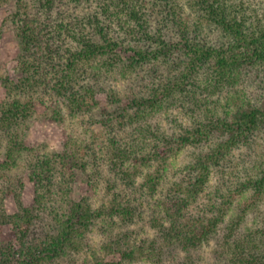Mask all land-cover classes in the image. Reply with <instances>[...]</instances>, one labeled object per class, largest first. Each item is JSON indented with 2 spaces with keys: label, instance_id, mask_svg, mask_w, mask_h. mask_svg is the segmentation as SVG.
I'll return each mask as SVG.
<instances>
[{
  "label": "trees",
  "instance_id": "trees-1",
  "mask_svg": "<svg viewBox=\"0 0 264 264\" xmlns=\"http://www.w3.org/2000/svg\"><path fill=\"white\" fill-rule=\"evenodd\" d=\"M12 1L19 77L2 79L0 238L3 226H11L18 245L0 241V264H165L161 244L156 240L144 246L148 241L131 228L135 213L144 208L157 212L153 221L159 222L163 240L183 245L190 264L193 259L199 264H264V148L254 139L264 132V101L246 102L235 89L243 74L264 66V16L256 0L0 4ZM218 36L228 45H219ZM157 71L160 78H150ZM129 79L142 83V91L131 89L122 98L107 89L109 82ZM104 92L118 110H101L98 96ZM199 92L223 93L225 101L199 100ZM183 99L193 100L197 111L187 126L169 113L174 101L182 104ZM42 106L53 122L79 119L87 133L101 117L104 134H90L89 141L81 142L79 136L69 138L62 152L30 148V121ZM175 107L185 111L184 103ZM163 117L167 126L160 125ZM213 136L222 140L193 162L192 175H186L189 184L177 183L173 194L158 199L167 161ZM99 154L122 183L107 182V197L97 207L87 197L72 200L71 185L79 173L92 185L87 169L97 164ZM237 154L244 161L225 173L222 163L233 164ZM144 167L152 170L139 183L137 173ZM220 169L236 187L215 185L212 177ZM21 175L34 183L31 206L20 198ZM10 196L17 205L14 214L5 208ZM45 219L44 234L32 238ZM99 232L93 245L91 237ZM206 248H211L208 257L203 256ZM110 256L119 261H109Z\"/></svg>",
  "mask_w": 264,
  "mask_h": 264
},
{
  "label": "rangeland",
  "instance_id": "rangeland-1",
  "mask_svg": "<svg viewBox=\"0 0 264 264\" xmlns=\"http://www.w3.org/2000/svg\"><path fill=\"white\" fill-rule=\"evenodd\" d=\"M256 9L261 16H264V0H256ZM15 5L12 1L11 3L0 4V105L5 98V90L2 85V79L5 76H9L13 80H17L19 74L17 72L18 66V59L20 55V46L13 29L10 26V22L12 20V15L15 12ZM219 45L225 44L228 45V42L222 36H218L216 41ZM183 55V54H182ZM186 61L185 56H179ZM166 68V67H165ZM153 76H160V72L157 71L155 75L153 74L150 78L153 79ZM160 78V77H159ZM142 83L138 80H117L115 82H109L107 89L111 88L117 92V95L124 98L127 95L131 94L133 91H142L141 89ZM231 89L230 86L226 87L224 94L227 90ZM235 89L241 92L239 97L242 96V99L246 102H251L252 104H260L264 101V66L256 67L254 70L250 72H246L242 76V80L239 84L235 86ZM200 94V95H198ZM196 94V98L199 100L207 99L208 101H218V98H221L223 93H216L212 96H208L207 93L199 92ZM109 93L104 92L98 96L100 102L101 110H106L109 112H114L118 110L119 105H112L110 103V98L108 97ZM146 96V95H145ZM237 98V97H236ZM184 103L182 110H177L175 106L180 107L181 104L178 101H174V107H171L169 110L170 115H178L179 118L177 120V124L180 126L187 124H191L194 120L197 119L196 113L194 111L192 104L194 103L193 100L190 99H183ZM224 99L220 100V103H224ZM188 107H186V105ZM211 106V105H210ZM191 107V108H190ZM44 107H39L37 109L36 115L30 121V130L27 132L26 136V144L28 147L33 149H42L45 148L50 152H62L64 150V146L69 141V138H74V136H79L80 142L81 140L86 139L88 140V136L90 134H94L96 136H102L104 134L103 127L98 123L101 117H98V122L86 132V127L81 126L79 119L67 120L65 124H58L53 122L49 119L47 113H44ZM182 111V112H181ZM160 125L167 126L166 118L163 117L161 119ZM157 123V122H156ZM180 130H177L176 134H181ZM257 142L261 144L264 148V132L259 134L254 138ZM222 138L217 136H213L208 142H205L196 148H188L185 150L180 156L177 158L172 157L170 160L167 161L165 165V169L167 170V177H166V184L161 188V194L158 195V199L168 198L170 194H173L172 190L177 189L176 184L181 183L182 186L185 187V184H189V178L186 176L192 175V171L190 168L192 167L193 162L198 159L203 158L205 155H209L218 147L219 142ZM75 148L76 143H74ZM244 150H241L243 152ZM244 153V152H243ZM99 157L97 164L93 167H89L87 169V175L89 176L90 180L92 181V185L88 183V178L86 174L79 173L77 180L71 185V193L70 198L75 201H81L83 198H89L91 202H95L96 204L93 205L97 207L103 200H105V196L107 195L106 191V184L107 182L116 183L120 185L122 180L119 176L116 177V173L113 165H107L105 162L100 160L102 155H97ZM243 156L241 154H237L231 163L223 162L222 169L225 173L229 172L232 165L236 162L241 163L244 161L242 160ZM249 163L248 167L251 166L252 160L246 161ZM152 169L149 167H144L140 173H137L138 176L136 177L137 182H142L144 175L146 172H150ZM191 171V173L189 172ZM221 169L219 175H214L213 182L216 183L215 185L223 187V190L226 188H233L237 186V182L235 184H231L230 182H226L227 177L221 175ZM245 173H243L244 175ZM21 175L22 179L24 180L25 186L24 190L21 195V200L24 206H31L34 201V183H32L27 176ZM24 177V178H23ZM217 177L220 179L218 180ZM247 178V177H246ZM97 185V186H96ZM123 186V185H122ZM107 197V196H106ZM5 208L9 214H14L17 212V205L14 200V197L7 198L5 201ZM155 209V207H153ZM237 212V211H236ZM154 210L144 208L142 211L140 210L139 213H135L134 219L135 222L131 225V228H135L138 233L139 239H146L148 243L142 242L145 244L144 246H152L149 243L156 241L161 244L163 256L162 260L165 264H185L189 262V255L186 253L184 246L181 245L179 242H165L162 237L163 235L160 234V231L156 226H158L159 222H154L153 218H157L156 215L153 214ZM46 217L50 215H45ZM47 220L39 222L38 226L33 229V236L32 238H36V236H41L44 234L43 228L47 225ZM3 234L1 236L0 241L2 244H6L7 242L11 241L14 244L18 245L17 238L14 235L13 228L11 226H3ZM102 233H96L91 237V242L93 245L97 244L100 240V236ZM131 235V234H130ZM135 237L134 235H132ZM137 237V235H136ZM159 238V239H158ZM97 241V242H96ZM141 244V243H140ZM214 244V243H213ZM211 248L203 249L206 254L203 256L208 257ZM80 259V256L78 257ZM109 261L117 262L119 258L116 256H110L108 258ZM194 264H199L196 260L193 259ZM145 264H153V261L146 262ZM190 264V262H189Z\"/></svg>",
  "mask_w": 264,
  "mask_h": 264
}]
</instances>
